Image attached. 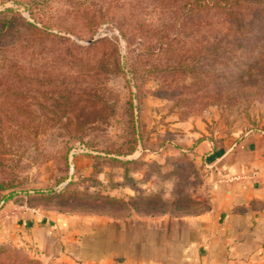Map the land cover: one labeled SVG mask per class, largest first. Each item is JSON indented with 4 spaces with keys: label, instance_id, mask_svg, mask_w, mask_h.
Returning a JSON list of instances; mask_svg holds the SVG:
<instances>
[{
    "label": "rangeland",
    "instance_id": "obj_1",
    "mask_svg": "<svg viewBox=\"0 0 264 264\" xmlns=\"http://www.w3.org/2000/svg\"><path fill=\"white\" fill-rule=\"evenodd\" d=\"M220 17L196 0H0V209L102 213L114 193L204 210L198 145L264 137V24ZM12 234L0 264H48Z\"/></svg>",
    "mask_w": 264,
    "mask_h": 264
},
{
    "label": "crops",
    "instance_id": "obj_2",
    "mask_svg": "<svg viewBox=\"0 0 264 264\" xmlns=\"http://www.w3.org/2000/svg\"><path fill=\"white\" fill-rule=\"evenodd\" d=\"M202 150L209 159L200 212L62 215L6 203L0 237L13 230L48 264H256L264 242V137L247 135L224 149L204 142Z\"/></svg>",
    "mask_w": 264,
    "mask_h": 264
},
{
    "label": "trees",
    "instance_id": "obj_3",
    "mask_svg": "<svg viewBox=\"0 0 264 264\" xmlns=\"http://www.w3.org/2000/svg\"><path fill=\"white\" fill-rule=\"evenodd\" d=\"M196 3L198 7H202V5H210L211 7L217 8L219 12L221 13L220 22L221 23H249L253 20L259 21V23L264 24V0H196ZM10 11V10H8ZM9 28V22H5L0 29V38L3 37L7 32V29ZM32 29L35 30V32H39L38 29L33 27ZM36 34V33H35ZM19 48L22 49V51L27 50V47L31 44V42L26 43H18ZM7 52L6 49H0V55ZM0 59V63H1ZM6 74L12 75L13 72L16 70H19V67H12L11 65H3L1 67ZM5 78V77H4ZM11 80V79H9ZM7 82V81H6ZM10 82V81H8ZM17 81L11 82V84H16ZM149 196H137L134 198H128L127 200H120L115 199L112 197H108V200L110 201L111 205H114L115 203L120 204V208L118 206L114 207L113 211L108 212H102V213H111L115 215H123L128 210L132 209L136 212L141 213H149V214H156V213H165L162 211H157L155 213H150L148 210V201ZM118 209L116 210V208ZM144 208V209H143ZM172 214H177L175 212H168ZM180 215V214H177Z\"/></svg>",
    "mask_w": 264,
    "mask_h": 264
}]
</instances>
